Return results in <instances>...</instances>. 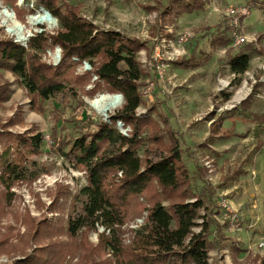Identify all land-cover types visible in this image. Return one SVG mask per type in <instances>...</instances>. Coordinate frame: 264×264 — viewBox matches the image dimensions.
I'll return each instance as SVG.
<instances>
[{
    "label": "rangeland",
    "instance_id": "1",
    "mask_svg": "<svg viewBox=\"0 0 264 264\" xmlns=\"http://www.w3.org/2000/svg\"><path fill=\"white\" fill-rule=\"evenodd\" d=\"M168 1L52 0L56 5L73 6L98 28L115 29L145 43L146 48L137 53L143 75L139 80L142 103L136 114L146 117L148 123L142 128L138 154L145 157L147 151L146 156L156 159L168 151L175 138L189 171L191 190L198 192L207 182L216 199L213 208L219 226L229 219L223 228L226 239L209 249L210 264H258L264 256V122L255 115L264 113V5L260 0H203V7L191 12L172 10L166 14ZM46 11L37 0H0V39L25 44L36 32L54 33L59 24L50 13L56 22L52 28L33 24V19ZM226 18L238 30L233 31L228 45L214 46L215 26ZM181 34L186 37L181 54L167 59L169 50L163 51L158 62L160 77L155 65L148 63L154 47L162 39L175 40ZM240 37L244 39L236 43ZM246 42H253L262 52L252 53L247 70L230 85L234 74L228 65H219V58L228 46L236 50ZM40 54L43 62L56 64L60 47H46ZM91 68L86 61L77 64L73 76L80 78L74 93L66 91L39 100V109L31 108L24 84L0 69V84L8 82L9 87L8 97L0 102V130L40 131L44 136L41 153L27 163L35 178L14 182L8 192L0 185V264H11L35 246L48 244L67 250L60 264L111 261L101 246V226L84 228L74 237L66 231L73 197L86 184V175L62 151L121 108L104 115L92 107L100 96L119 95L96 82V76L84 75ZM252 88L254 92L247 97ZM221 91L229 94L227 100ZM116 127L123 134L130 131L121 122ZM153 200L169 203L155 181L146 195L134 198L128 218L119 227L124 247L131 244L133 230L146 216L144 207ZM35 227L38 234L31 239ZM27 230L31 231L25 236Z\"/></svg>",
    "mask_w": 264,
    "mask_h": 264
},
{
    "label": "trees",
    "instance_id": "2",
    "mask_svg": "<svg viewBox=\"0 0 264 264\" xmlns=\"http://www.w3.org/2000/svg\"><path fill=\"white\" fill-rule=\"evenodd\" d=\"M37 2L56 18L58 29L52 34L44 30L36 32L25 44L11 38L0 39V69L8 70L24 84L31 108L39 109V100L50 96L66 91L74 93L80 77H74L73 71L83 61L92 67L84 75L96 76V82L123 98L121 108L110 114L107 121L99 122L95 129L75 138L67 151H62V155L83 168L86 175V184L73 197L66 222L68 235L74 237L84 228L95 230L101 226L99 239L111 257V261L105 260L108 264H210L209 249L226 239L223 228L229 224L228 218L220 226L217 222L212 187L206 182L198 192L191 190L189 171L175 138L168 151L156 159L146 156L147 151L145 157H141L137 151L143 144L142 128L148 123L146 117L136 114L142 103L139 80L143 75L137 53L146 48L145 43L115 29L98 28L68 3ZM260 3L264 5V0ZM203 5V0H169L164 10L166 14L172 10L191 12ZM237 30L230 18L219 21L211 44L225 47ZM54 46L60 47L58 63L43 62L40 52ZM253 52H262L253 42L241 43L236 50L233 46L225 49L219 65H228L234 74L230 85L237 83L238 75L247 70ZM7 84H0V102L8 97ZM253 92L254 88L247 97ZM220 94L225 100L229 97L226 92ZM255 118L264 122V113ZM117 122L128 125L130 131L121 133ZM43 140L40 131L0 130V185L7 192L14 182L35 178V172L27 163L41 153ZM197 170L199 172L200 168ZM154 181L169 203L153 200L145 206L143 224L133 230L131 244L124 247L119 227L128 218L134 198L146 195ZM211 209L215 217L210 215ZM36 230L37 227L31 239L38 234ZM30 231L27 230L25 236ZM53 246H35L11 264H53L56 261L60 264L67 250ZM258 264H264V256Z\"/></svg>",
    "mask_w": 264,
    "mask_h": 264
},
{
    "label": "built area",
    "instance_id": "3",
    "mask_svg": "<svg viewBox=\"0 0 264 264\" xmlns=\"http://www.w3.org/2000/svg\"><path fill=\"white\" fill-rule=\"evenodd\" d=\"M186 37L184 35H179L175 38V40H164L162 39L161 43H157L155 45V49H154V52L152 53V55L150 56V59L148 60V63L149 65H152L154 64L155 67L158 69V73L160 74L159 76L161 77V73H160V70H162V66L158 64V62L160 61L161 59V56H162V53L164 50H169L168 53V56H167V59H172V56H177V55H180L181 54V49H180V46H182L184 44V41H185ZM244 38L243 37H240L239 39H237V42L236 43H239V41H242ZM167 46V48H166ZM156 63V64H155ZM260 245H263V242H260Z\"/></svg>",
    "mask_w": 264,
    "mask_h": 264
},
{
    "label": "bare ground",
    "instance_id": "4",
    "mask_svg": "<svg viewBox=\"0 0 264 264\" xmlns=\"http://www.w3.org/2000/svg\"><path fill=\"white\" fill-rule=\"evenodd\" d=\"M48 16V14L44 13L41 16L35 17L33 19V24L45 23L49 28H52L54 26L53 24H55L56 22L55 20L51 19L50 16ZM122 102L123 98L120 95H103L92 102V107L97 111L101 112L102 114L106 115L108 112L120 108Z\"/></svg>",
    "mask_w": 264,
    "mask_h": 264
},
{
    "label": "water",
    "instance_id": "5",
    "mask_svg": "<svg viewBox=\"0 0 264 264\" xmlns=\"http://www.w3.org/2000/svg\"><path fill=\"white\" fill-rule=\"evenodd\" d=\"M46 13L49 15V12L48 11H46ZM50 16V15H49ZM120 96H122L121 94H119Z\"/></svg>",
    "mask_w": 264,
    "mask_h": 264
}]
</instances>
